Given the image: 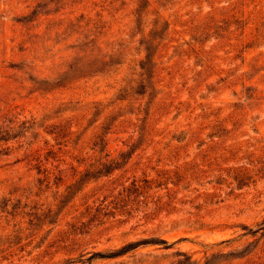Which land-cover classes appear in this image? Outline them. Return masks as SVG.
<instances>
[{
  "label": "rangeland",
  "instance_id": "obj_1",
  "mask_svg": "<svg viewBox=\"0 0 264 264\" xmlns=\"http://www.w3.org/2000/svg\"><path fill=\"white\" fill-rule=\"evenodd\" d=\"M0 127V264H264V0H0Z\"/></svg>",
  "mask_w": 264,
  "mask_h": 264
},
{
  "label": "trees",
  "instance_id": "obj_2",
  "mask_svg": "<svg viewBox=\"0 0 264 264\" xmlns=\"http://www.w3.org/2000/svg\"><path fill=\"white\" fill-rule=\"evenodd\" d=\"M9 132H10L9 128H4L3 129V128L0 127V146L3 145L2 142L5 143V142L8 141ZM0 150H2L1 147H0ZM32 160L35 161V168L38 169L39 166H40L41 161L39 160L38 157H35ZM259 230L264 233V220L259 225V227L257 229H255L253 231L248 230L247 233L248 234H254V233H256ZM141 244H158V245H163L165 248L169 247V245L164 240H161V239L160 240H147V241H143V242H141V241L130 242V243H127V244L123 245L122 247H120L118 250H115V251L105 252V253L92 252L88 256L87 261L88 260H92L94 258L102 259V258L115 257V256L121 255V254L127 252L128 250L134 248L135 246L141 245Z\"/></svg>",
  "mask_w": 264,
  "mask_h": 264
}]
</instances>
